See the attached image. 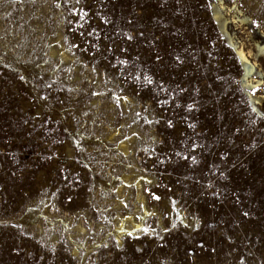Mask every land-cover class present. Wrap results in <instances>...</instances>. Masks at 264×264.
Returning <instances> with one entry per match:
<instances>
[{
  "label": "rangeland",
  "instance_id": "rangeland-1",
  "mask_svg": "<svg viewBox=\"0 0 264 264\" xmlns=\"http://www.w3.org/2000/svg\"><path fill=\"white\" fill-rule=\"evenodd\" d=\"M221 3L0 0V264H264V0Z\"/></svg>",
  "mask_w": 264,
  "mask_h": 264
},
{
  "label": "bare ground",
  "instance_id": "bare-ground-1",
  "mask_svg": "<svg viewBox=\"0 0 264 264\" xmlns=\"http://www.w3.org/2000/svg\"><path fill=\"white\" fill-rule=\"evenodd\" d=\"M220 1V4H219V6H216L215 7V11L213 10V12H214V18L216 19V20H221L222 19V21H225V19L223 18V16H222V14H221V10H220V7H221V5H222V3H221V0H219ZM213 9H214V7H213ZM222 21H221V23H222ZM217 23H218V21H217ZM222 25V24H221ZM263 52H264V47H262V49H261ZM235 54H236V56L238 57V59H240L242 62H244V61H246L247 60V58L249 57V56H251V51L249 50V49H244L243 47H242V45L240 44V46H238L237 48H236V50H235ZM63 56H64V58H66V56L63 54ZM256 102V101H255ZM257 103H258V101H257ZM256 103V104H257ZM126 146H127V142H122V143H120L119 144V148L120 149H122V150H124V152L126 151V150H128L127 148H126ZM126 153V152H125ZM126 179V177H124V180ZM127 182V181H126ZM139 185V184H138ZM137 185V186H138ZM141 197L140 196H138V199H140ZM143 212H144V214H146V210L144 209L143 210ZM139 224L140 223H133V228L134 229H138V226H139ZM120 225V224H119ZM73 252V251H72ZM75 253V252H74ZM75 255V254H74Z\"/></svg>",
  "mask_w": 264,
  "mask_h": 264
},
{
  "label": "snow or ice",
  "instance_id": "snow-or-ice-1",
  "mask_svg": "<svg viewBox=\"0 0 264 264\" xmlns=\"http://www.w3.org/2000/svg\"><path fill=\"white\" fill-rule=\"evenodd\" d=\"M129 39H131V37H129ZM145 79L147 80V82L148 83H151L152 81L150 80V79H148L147 77H145ZM125 99H127L126 97H125ZM189 107H191V106H189ZM169 126H171V122L169 121ZM154 198L155 199H159V197H155L154 196ZM245 215H247V213H244ZM145 231H147V229H145ZM129 235H131V233H129Z\"/></svg>",
  "mask_w": 264,
  "mask_h": 264
}]
</instances>
